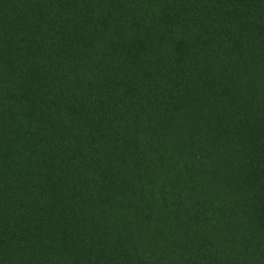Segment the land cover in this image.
Masks as SVG:
<instances>
[{
  "label": "trees",
  "instance_id": "1",
  "mask_svg": "<svg viewBox=\"0 0 264 264\" xmlns=\"http://www.w3.org/2000/svg\"><path fill=\"white\" fill-rule=\"evenodd\" d=\"M0 264H264V0H0Z\"/></svg>",
  "mask_w": 264,
  "mask_h": 264
}]
</instances>
